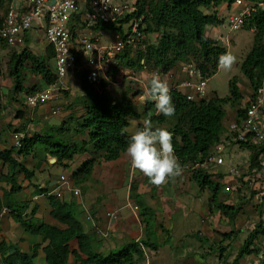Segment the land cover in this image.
<instances>
[{"label": "trees", "instance_id": "16d2710c", "mask_svg": "<svg viewBox=\"0 0 264 264\" xmlns=\"http://www.w3.org/2000/svg\"><path fill=\"white\" fill-rule=\"evenodd\" d=\"M8 1L0 0V23L7 15ZM225 2L232 4L234 0H137L138 13L134 18L145 17L144 23L147 27L145 33L158 34L162 32V37L157 44L150 45L145 53L127 47L119 55L116 69L121 71L130 69L139 72L142 70L141 60H145L152 70H162L166 73L180 63L194 59L198 61L208 76L212 77L218 69V57L226 50L219 47L214 40L207 38L205 33L208 29L216 28L224 23V20L220 19L213 10ZM203 10L210 13L206 14ZM251 28L256 30L254 42L251 51L241 64V72L249 81L251 91L255 93L264 82V13L250 21V25L246 29ZM101 29L109 32H122V28L108 25ZM9 48L14 49L8 62V74L14 84L13 89L8 90V95L14 91V101L20 102L17 97L23 93L31 94L42 91L44 86L53 85L58 81L55 68L52 67V64L55 65L52 49L48 48L45 54L47 58L42 59L35 56L28 47L17 50L9 47L0 39V51ZM52 60L53 62H51ZM27 73H30L31 76H39L44 86L38 84L28 86L25 78ZM84 85H87L85 81ZM87 87L88 97L83 102V116L74 121V126H72V122L65 120L56 129L62 138L59 136L55 140L48 135L45 137L37 134L32 137L27 135L22 139L21 149L0 151V161L9 168L8 175L2 177V181L11 185V190L5 193L2 201L0 200V209L6 206L10 209L12 218L27 233L43 237L44 243L47 244L43 248L44 264H70L72 258V264H140L145 262L146 257L140 243L150 252H156L159 249L156 240L151 237L152 226L148 222L149 219L145 218L148 216L146 211L140 214L145 239L130 241L117 249V252L111 250L108 254L103 255L93 247L92 241L99 242L97 235L88 233L82 223L75 218V204L61 202L56 197L47 195L51 208L50 215L65 226L62 229L37 219L35 217L38 212L37 207L32 210L30 218L26 219L24 214L28 205L15 200L16 194L22 190L17 183V176L24 174L28 180L34 176L33 172L19 163V159L23 160L32 156L38 145L44 146L48 154L57 158L59 164L71 162L78 155L90 154L91 158L73 176L76 179L75 184L80 185L91 176L99 159L105 162H114L126 153L131 136L127 131L130 127V119L142 120L143 123L149 114H151L155 126H167L174 133L175 154L179 157L183 169L186 166L190 167L185 170L186 177L197 184L201 191L209 189L211 192L210 205L230 220V223L238 224V221L240 222L241 204L229 206L220 202L219 196L223 192L221 184L216 183L213 180L214 175L205 169L216 146L223 141L225 134L223 122L227 115L226 106L235 107L242 104L244 97L240 92L237 78L230 81V95L226 98L212 96L210 100L188 102L181 93L172 92L176 112L171 118L156 114L155 105L151 101L142 106V112H140L136 102L141 94L140 91L133 94V97H130L128 92H124L116 98L107 93H95L92 88ZM3 89L0 86V97L3 96ZM237 113L238 119L244 118V109H239ZM142 123L138 124L137 129L142 126ZM17 132H20V129ZM85 133L88 141H76L75 143L68 141L69 137L76 139ZM238 145L241 149L251 151V171L260 170L262 161L259 157L264 153V147L256 148L250 143H238ZM243 177L245 178V176ZM244 178L242 179L241 175L237 182H241L245 187L247 184L244 183ZM228 187L230 190L232 189L231 186ZM242 189L243 187L238 188L237 192L241 193ZM131 190L132 197L140 208L143 203L140 200L141 196L135 193L137 187L132 186ZM45 192H47L46 189H36V193ZM149 211L153 213L152 210ZM258 228L260 229L249 234L244 245L240 248L235 264L245 256L260 254L256 248L251 249L260 236L259 234L264 236V228L261 226ZM234 234L235 232H231L224 236L231 239L229 237H233ZM73 241H77V249L72 248ZM39 249L40 247L36 245L31 249V254H28L22 253L17 245L0 247L1 253L4 257L6 256L3 264H38ZM260 264H264V257Z\"/></svg>", "mask_w": 264, "mask_h": 264}, {"label": "rangeland", "instance_id": "374dc122", "mask_svg": "<svg viewBox=\"0 0 264 264\" xmlns=\"http://www.w3.org/2000/svg\"><path fill=\"white\" fill-rule=\"evenodd\" d=\"M203 11L206 14H209V12L205 10ZM219 30V33L223 36L225 41L229 43L231 41L228 51L232 52L237 57V61L230 71L219 68L217 74L210 79L208 91L213 96L226 98L230 95V81L237 78L240 92L244 97L243 103L240 106H226L228 116L223 124L228 125L229 120L234 121L238 110L243 107V104L247 102L252 95L249 81L241 72V64L252 49L253 34L248 31H242L236 34L229 33V27L227 26L221 27ZM211 32H213V29H211ZM116 36L117 35L113 32H107L105 41L111 43L116 39ZM36 37L39 39L40 43L39 45L35 44L38 46L32 48L31 51L35 56L45 59L47 58L45 54L48 49L43 38L44 35L42 34L39 36V33L35 34V32H31L28 35V39L31 43H34ZM13 50L14 49L9 48L0 51V86L5 89L10 88L14 84L8 74V62ZM51 62H53V60ZM52 67L55 68V65L52 64ZM148 77L149 76L146 78L144 76H125V78H122V82L119 86L111 85L108 87V90L111 92L112 96L116 98L120 97L124 92L133 95V93H136L139 88L138 80H141L146 84ZM25 78L28 86L35 84L42 85V87L44 86V83L39 76H31L30 73H27ZM59 87L69 89L67 93L63 92L59 99L54 103L55 107L61 110V116L53 117L47 116L46 114H35L33 116V113L31 112L32 109L29 108V112H31L29 114L32 118L29 117L28 120L24 121L25 125L30 123V125L34 126H32L31 130L32 132H35V134L44 137L46 135L50 137L52 136L55 140L60 136L56 132V129L61 126L63 121L69 120L70 123L72 122V126H74V121L83 116V103L81 100L77 103V98H79L80 95H83L80 89L87 90L79 75H71L65 78L59 84ZM6 94L4 93L3 103L0 105V110H2L1 108L3 107V110L5 111L4 119L11 122L14 118L11 117L12 109H9V105L15 106V104L18 105L19 102L13 100L14 91L10 95ZM138 109L142 112V106L139 105ZM37 110L34 109V111L38 112ZM1 114L0 111V117ZM129 122L130 127L127 131L132 135L137 130L136 120L130 119ZM5 124L6 125H2L4 128H2L0 133L2 138L0 139V144L9 147L14 132L19 128L13 129L15 127L11 124ZM60 138L62 137L60 136ZM69 139L70 137L68 138V141L71 143L83 140L88 141L86 133L85 135H80V137L76 139ZM225 145L226 150L222 152V155L226 160L225 165L219 167L215 164L208 163L205 165V169L214 175L213 180L216 183L221 184L223 190L228 186H231L232 189L221 193L219 198L220 202L229 206L241 204L242 211L239 216L240 222L238 221V224H236V222L233 224L230 223V220L224 217L221 212L217 210L215 211L214 207H210L209 202L211 199V192L209 189L201 191L197 184L190 181L184 175L178 177L180 178L178 181H183V183L186 181L184 185L183 183H181V185L176 184L173 181V186L166 185L162 188L163 190H166L167 188L164 192V198H157L156 196L157 189L163 185L156 187L150 183L148 178H141L138 186H143L139 194L141 196L140 200L143 204L140 205L139 211L125 208L123 204L129 195L128 187L130 184V181L128 180V168H130L131 165V158L128 156L127 152L122 154V156L114 162H105L104 160L99 159L94 166L91 176L88 177L86 181L81 182L80 186L74 185L81 192V198H76L75 196L72 197L73 201L78 204L75 205L74 216L85 228L88 227L83 214L84 211L80 206L81 202H83V204L86 205V208L89 209H92L94 206H99L107 211L118 212L120 223L119 231L110 236L109 239L107 238V240L98 239V243L95 240L92 241L93 247L103 255L108 254L111 250L117 252V249L131 241V239H129V241L119 239L129 234L126 230V225L131 227L134 235L140 233L139 230H134L133 226L140 225V222H136L137 215L146 211L148 212V216L145 218L149 219L148 222L152 226L151 237L153 240H156L155 242L159 246L157 252L148 253L147 256L149 263L235 264L239 250L244 245L250 232L259 230V226L264 228V171H261L257 175H253L250 169V150L241 149L239 145ZM88 148L90 149V146ZM46 152L44 146L38 145V148L34 152L37 163L39 161L42 163L44 162L46 159ZM88 157L89 156L86 154L78 156L72 162H65L64 164H67L66 166L59 163H56V166H49L47 164L46 166L48 167H46V171L40 173L36 177V180L38 181L42 177L47 178L48 181L46 183L50 185L56 179H59L66 171H69L72 165L73 168L77 167V170L81 168L84 164V160ZM32 165L33 164H30L29 166ZM231 168L238 169L242 175V179L244 178L243 176L247 177L246 180H244V183H246L247 186L244 187L241 182H237L238 179L230 174ZM248 178L252 179L248 180ZM71 182L74 183L72 177ZM179 185L180 187H176ZM242 187V192H237V189ZM170 188L174 189L173 193ZM168 190H170L171 195L168 193ZM129 196L131 197L132 193H130ZM42 203L44 205H40V208L43 209L41 211V216L43 219L48 220L49 206L47 200L44 199ZM119 203H122V205L120 206ZM35 206L36 204L30 205V211ZM148 209L152 210L153 213ZM105 215L106 214L102 212V222L106 218ZM138 218L140 219V216ZM18 229L23 232V229ZM102 229L104 230V228ZM231 232H235L233 237H229L231 239L223 236L224 234L229 235ZM17 234L19 235L20 231ZM259 235L260 236L257 238L254 247L258 250V253H260V257H258L257 254H251L244 257L236 264H260L262 257H264V236L262 234ZM143 236L144 232L142 238ZM39 261L43 263V260ZM140 264L144 263L141 262Z\"/></svg>", "mask_w": 264, "mask_h": 264}, {"label": "built area", "instance_id": "2783aa9c", "mask_svg": "<svg viewBox=\"0 0 264 264\" xmlns=\"http://www.w3.org/2000/svg\"><path fill=\"white\" fill-rule=\"evenodd\" d=\"M8 12L0 23V39L9 47L23 48L28 44L31 32L44 35L47 49H52L55 59V71L58 81L47 86L43 91L25 95V102L31 109L41 108L55 101L61 90L58 84L70 75L84 71L88 72L91 84L99 83L100 79L116 63L117 56L126 47L147 51V42L155 39L147 35L145 17L134 18L138 13L137 0H9ZM239 12L230 13L228 22L233 32L239 30L249 17L264 11V3L254 7L245 6L243 0H236ZM228 9V5L224 6ZM241 7V8H240ZM217 9H215L216 11ZM218 16L223 13L218 9ZM122 28L115 33L116 39L108 43L103 26ZM215 39L220 37L214 36ZM38 39V38H37ZM36 42L32 43L34 46ZM143 72L148 73V67L142 63ZM132 75V71H126ZM163 77L164 74H161ZM167 76L163 78L166 79ZM170 79H169V78ZM167 82L171 91L182 92L190 102L207 100L209 79L194 65L186 64L177 78L169 74ZM166 79V80H167ZM143 88L146 84L143 83ZM145 103L144 95L140 96ZM245 108L244 118L240 122H231L228 131L233 140L240 143H250L256 148L264 147V82L249 99ZM23 134L13 136V146L22 147ZM219 148L209 158L210 163L224 165ZM264 167V163H263ZM234 175L238 171L231 170ZM61 181L66 183L65 178Z\"/></svg>", "mask_w": 264, "mask_h": 264}, {"label": "clouds", "instance_id": "9594fccd", "mask_svg": "<svg viewBox=\"0 0 264 264\" xmlns=\"http://www.w3.org/2000/svg\"><path fill=\"white\" fill-rule=\"evenodd\" d=\"M243 1L245 3V6H248V7H254V6H257L259 4L264 3V0L263 1H256V2L255 1H252V0H243ZM235 3H236V0H234V2L232 4H228V2H225L221 6H219L218 8H215L217 10L219 9L223 13V17L222 18H220L219 16L218 17L220 19L224 20V23L222 25H219L216 28H212L213 29V32H211V29H208L206 31V33H205V35H206L207 38H210V39L214 40L215 42H217V44H218L219 47L224 48L226 50L225 53H222L218 57V61H217L218 69L216 71V74L219 71V68L220 69H223V70H226V71H230L232 69V67L234 66V64L236 63V61H237V57L232 52L228 51V48L231 45V41L229 43V42H227V41L224 40L223 36L219 33L220 32L219 28L224 27V26H227V27H229V33H234V34H236L238 32H242V31H248L249 33H252L253 34V42H254V34L256 32L255 28H251V29H246V28L250 25V21H252V19L254 17L258 16L261 13H264V11H260L258 14L249 17L248 20L245 22V24L239 30H237L236 32H233L230 29V23L228 22L229 21L228 18H229V14L230 13H236V12H239L240 11V9L238 8V6L235 5ZM225 5H228L229 6L228 9L224 7ZM215 9L213 11L217 13V10L215 11ZM217 15H218V13H217ZM147 35H152L155 38V39H152V40H150V41L147 42V45H148V48H149L150 45H155V44L158 43L159 39L162 37V32H160L158 34L155 33V34H147ZM216 35H217V37H220V40L219 39L218 40L215 39L214 36H216ZM232 42H233V40H232ZM29 43H30V40L28 39L27 46H24L23 48H16L15 47V49L22 50V49H24L26 47L29 48ZM12 48H14V47H12ZM148 48H147V50H148ZM29 49L31 50V48H29ZM136 49L137 48H133V50H136ZM46 50H45V53H46ZM137 50H140V49H137ZM139 52L145 53L147 51L143 52L142 50H140ZM121 53H123V51ZM119 55L116 58L115 65L112 68L109 69V71L107 72V75L105 77L103 76L100 79L99 83H97V84H91L88 81V75L89 74H88L87 71H84V72L79 73V74H76V75H79L80 79L83 80V84H84V81L86 82L87 85L86 86L84 85L86 89L88 88L87 86H89L90 88H92L94 90L95 93H98V94H103V93L106 94L107 93V94H110L111 96H112V94L108 90V87H110L111 85H117V86H119L121 84V82H122V78H125V76L126 77L127 76H141V77L144 76L145 78L147 76H149L147 78V82H146V87L145 88H143V86H144L143 83L144 82L141 81V80H138V82H139V88H138L137 92H139V91L141 92L140 96L144 95L145 103H142L141 100H140V96H138V98L136 99L137 105L139 104L140 106H144V105L147 104L148 101H151L155 105L156 114H161V115H163L166 118H171V117H173L175 115L176 107H175V104L173 102L171 93L172 92H178L176 90L175 91H171L170 86H169V84L167 82L170 79L168 77V75L170 73L173 74V77L177 78L179 76L180 71L182 70V68L185 67L186 64H191V65L196 66L203 73V76L205 78L209 79L208 84L210 82V79L213 76L216 75L215 74L212 77L211 76H208V74L204 71V69L202 67H200V64L198 63V61H196L194 59H190L188 61H185L183 63H180L177 67H175L174 69H172L171 71H168L166 73H164L162 70H159V71L152 70L147 65V63L145 62V60H141V65L144 62L145 66L148 67V70H149L148 73L141 74L143 72V66H142V70L139 71V72H134V71H132V70L129 69L130 71H132V75H131V74H127L126 71H129L128 69L125 70V71H121L120 69L119 70L116 69L117 66H118V61H119L118 58H119ZM161 74H164V76H167L169 79H167V77H166V79H167L166 80L165 78H163L164 76L163 77L161 76ZM206 74H207V76H206ZM45 88H47V87L44 86V89ZM5 90H7V89H5ZM68 90L69 89H63V88H61V90L57 93V95L55 97V101H57L59 99V97L61 96V94H63V92L67 93ZM81 91H82V94L83 95L82 96L80 95V97L77 98V103H79L80 100L83 103L85 101V99L88 97L87 96L88 93L86 92L87 90L81 89ZM178 93H181L183 95L182 92H178ZM133 94H135V93H133ZM253 94L254 93L252 92V95L251 96H253ZM21 95H24V98H25V95H29V94L23 93ZM212 96L213 95L210 94V96H209V98L207 100H210L212 98ZM130 97H133V95H130ZM243 100H244V98H243ZM24 101H25V99H24ZM55 101H53V102L49 103L48 105H46V106H48V108H50L49 112L46 113L47 116L56 117V116H61L62 115L61 110L59 108L55 107V105H54ZM203 101H205V100H203ZM188 102H190V101H188ZM196 102H201V101H196ZM248 102H249V100L247 102H245L243 104V107H241L240 109H244V111H245V108L249 105ZM242 103H243V101H242ZM113 104L115 105V103H113ZM139 105H138V107H139ZM46 106H43V107H46ZM32 110H34V109H32ZM227 116H228V112H227L226 118H227ZM226 118H225V120H226ZM240 120L241 119H238V113H237L236 116H235L234 121L229 120V124L231 122H235V121L236 122H240ZM139 123H142V120H139V121L136 120L137 127H138V124ZM229 124L228 125L227 124H223V126L225 128V134L223 136V141H222V143L220 145H218L215 148V151H214V153H215V152L218 151L219 148H222V151L219 154L223 158H224V156L222 155V152L226 150V145L225 144H227V145H231V144L238 145V143H240V142H236V141H234L232 139L233 138V135H231L229 133V131H228ZM16 133H19V132H16ZM16 133H14V134H16ZM173 136H174V133L172 131H170L167 127L155 126L153 124V122H152L151 114H149L143 120L142 126L139 127L134 132V134H132L130 136L129 141H128V145H127V149H126V152H127L128 156L131 158V165H130V168H128V172H129V174H128V180L130 181V184H129V187H128L129 188V195H130V193H132V190H131V187L132 186H136L137 187V190H136L135 193H137L139 195V192H138V189H139L138 183H139V180H140V176L138 175L139 174L138 171L142 173V174H140L141 175V178H148L149 181H150V183L152 185H154L156 187H159V186L163 185V186H161L158 189H162L166 185L173 186V181L176 184H180V185H181V183H183V181H178L180 179L178 177L180 175H184L186 177L185 170H188L190 167L186 166L185 169H183L179 157L175 154V147H174V143H173ZM227 138H228V140H227ZM12 139H13V137H12ZM10 149L19 150V149L14 148V146H12ZM48 155L51 157V159H50L52 161L51 162V165L52 166H56V163H58L57 162V158L51 156V154H48ZM86 155H88L89 157L84 160V163L91 158L90 154H86ZM78 156H83V154L82 155H78ZM78 156H76V157H78ZM75 158H74V160H75ZM259 158H260V161H262L261 162V169L260 170H257L256 169V170L252 171L253 175H255V174L257 175L261 171H264V167H263V163H264V153L260 154V157ZM19 160H21V159H19ZM224 160H225V158H224ZM225 162H226V160H225ZM81 163H83V162H81ZM208 163H210L209 162V159H208ZM210 164H215V163H210ZM64 165L66 166L67 164H64ZM215 165L221 167V166H224L225 163H224V165H217V164H215ZM78 170H77V167L76 168H73V165H72L70 167L69 171H66L58 179V181L56 182L55 189H54L55 191H58L59 193H62V195L65 192L71 193V200H69L68 202L73 203L75 205H78V204H77V202L75 203V201H73L72 197L75 196L76 198H81L80 197L81 196L80 190L74 186V185H76L75 184V180L76 179H74V177H73L74 174ZM231 170L238 171L239 172V175H237V176L234 175L233 173H231V171H230V174L231 175H234L237 179H240V176H241L240 171L238 169H234V168H231ZM30 172H33L34 173V171H30ZM62 177L65 178L66 183H63L61 181V178ZM71 177L74 180V183L71 182ZM246 178L247 177H245L244 180H246ZM250 179H252V178H248V180H250ZM180 185L179 186H176V187H180ZM47 186H49V185H46V186L37 185V186H35V191H34V193L31 196V197H33L32 198V201L22 202V203H25V204L28 205V209H26V212L24 214V217L26 219L30 218L31 213H32V210L35 207H37L38 208V212H37V214L35 216L37 219L43 220L46 224H49V225H51V224L48 223V220H51L52 222H54L56 224V225H51V226H57L59 228L64 229L65 228L64 225H62L61 223H59L58 221H56L55 219H53L51 217V215H50L51 208H50L49 203H48V200H47V195L48 196H54L58 200H60L61 202H67V201L61 200L60 194L59 193H56V192L50 191ZM77 186H80V185H77ZM37 188L40 189V190H42V189L45 190L46 189L47 192L42 193V194L36 193V189ZM170 189H171V191L173 193L174 192V189L173 188H170ZM229 190H230L229 187H227L225 190H223L222 193H224L225 191H229ZM175 191H176V189H175ZM129 195L127 196L126 201L124 202L123 206L125 208H129V209H131L133 211H139L140 208H139L138 204L136 203V200L133 199L132 196L130 197ZM132 195H133V193H132ZM156 196H157V194H156ZM44 199L47 200V203H48V206H49L48 207V210H49V212H48L49 213L48 220L43 219L42 216L41 217H38V213H41V211L43 210L42 208H40V205H44L42 203V201ZM33 204H36V206L30 211V208L29 207H30V205H33ZM119 205L121 206L122 203H120ZM80 206L82 207V210L84 211L83 214L85 216L86 223L87 224L90 223L92 225V227H93L92 231H94V234L97 235V237L99 236L100 239H104V240H107V238L109 239V237L111 236V226L119 223L118 212L117 211H109V212H107V214H106V220L108 222L109 228L106 229V230L105 229L103 230L102 229V226L99 225V223H102V222H100V221L97 222V220H99V218H100V217H98L97 212H95L93 210V208L92 209L86 208V205L83 204V202H81ZM210 207L213 208L211 205H210ZM215 211H216V209H215ZM10 212L11 211H10L9 208H7L6 206H3L0 209V221H1L2 215L4 213H9L10 214ZM137 216L139 217L140 215H137ZM138 220H139V222H140V224L142 226V235H143L144 227H143V224L141 223V217ZM86 229L87 228H85V230ZM86 231L88 232V229ZM224 235H227V234H224ZM39 237H41V236H39ZM141 239H145V233H144L143 238L141 236V238H139L138 240H135V241H140ZM255 243H254V245H255ZM44 244H45V246L47 245L46 243H44ZM10 245H12V244H10ZM140 245H141V248L143 249V252H144V254L146 256L145 257L144 264H151V263H149V260H148V256L147 255H148V253L150 254V253H153L154 251L150 252L141 243H140ZM254 245H253V247L251 249L255 248ZM34 246H36V245H34ZM37 246L40 247V249H39L38 252L40 253V251H41L42 256H43L40 259V254H39V256L37 258V261H38L37 263L38 264H44L43 248L45 246L43 244H37ZM71 246H72L73 249H77V241H73ZM22 253H28V252H22ZM28 254H31V251ZM258 257H260V254L258 255ZM39 260H43V263H41ZM72 262H73V258L70 260V264H72Z\"/></svg>", "mask_w": 264, "mask_h": 264}, {"label": "crops", "instance_id": "0c3cea01", "mask_svg": "<svg viewBox=\"0 0 264 264\" xmlns=\"http://www.w3.org/2000/svg\"><path fill=\"white\" fill-rule=\"evenodd\" d=\"M34 42H36L35 44H38V45L40 43L39 39H37V37L35 38ZM38 45L33 46L32 43L30 42L29 43V48H31V49L32 48H36ZM12 87L13 86H11L8 89H12ZM8 89H7V92H6L7 94L5 93L6 95H8ZM3 96H4V93H3ZM3 96L0 97V105L3 103ZM17 100L20 101L18 103V105L17 104H15V106L14 105H9V109H12V112H11L12 116L11 117L14 118L13 121L8 122L7 119H4L5 118V111L3 110V107L1 108L2 110H0V111H1L2 114H1V117H0V133L2 131V128H4L2 125H6L5 123H7V124H11L12 126H14L15 128H13V129H18L19 128L20 129L19 133L23 134V136H27L28 135V136L32 137L35 134V132H32V130H31L33 125H30V123L27 124V125L24 124V121L28 120V118L30 117L29 113L32 112L33 116L35 114L36 115L37 114L44 115V114L48 113L50 109H48V106H46V107L37 108L38 110L35 109L38 112H36L34 110L29 112V107L26 105V103L24 101V95H19ZM15 102H17V101H15ZM30 118H32V117H30ZM38 131H39V128H38ZM16 132H14V133H16ZM0 139H2L1 136H0ZM11 141L12 142H11V145L9 147H6L5 145L0 144V151L9 150L14 144L13 139ZM49 159H51V157L48 155V153H46V159L44 160L43 163L40 162V161L37 163L34 154L32 156L26 158V159L19 160V163H21L22 165L27 167L28 170L34 171V177L31 180H27L26 177L24 176V174H19L17 176V183H18V185L21 186V189H22L21 192L16 194L15 200L17 202L22 203V202H26V201H28V202L32 201L33 197H31V196H32V194L35 191V186H37V185H42V186L48 185L46 183L48 181L47 178H43L42 177V178H40L37 181L36 177L40 173H43V172L46 171V167H48V166H46L47 164L51 166V162L52 161L49 160ZM30 164H33V165L29 166ZM8 173H9L8 166L4 165L0 161V200L1 201L3 200V197H4L5 193L9 192L11 190V185L9 183L5 182V181H2V177L7 176ZM138 173H139L138 175L140 176V179H141V175L140 174H142V173L139 172V171H138ZM57 181H58V179H56L52 184L47 186L50 191L59 193L58 191L54 190ZM185 182L183 183V185L185 184ZM142 187L143 186L141 185V187H139V189H138L139 194H140V191H141ZM166 190H167V188H166ZM166 190L157 189V198H164L165 197V193L164 192ZM168 193L171 195L170 190H168ZM59 194H60L61 200H64V201H67V202L69 200H71V193L65 192L63 195H62V193H59ZM166 209H167V207H166ZM93 210L95 212H97L98 217H100L99 218L100 220H97V222L98 221L102 222L101 221L102 220V218H101L102 217V212H104V214H107V212H109V211H107L104 208L99 207V206H97V207L94 206ZM38 217H41V213H38ZM105 217H106V215H105ZM138 219L139 218L137 217V221H136L137 223H139ZM106 222H107V220L105 218L102 223H99V225L102 226V228H104L105 230L109 228L108 222L107 223ZM48 223H50L51 225H56L51 220H48ZM119 224L120 223H117V224L111 226V236L114 233H117L119 231V229H120V225ZM125 227H126V230H127V232L129 234L126 235V236H123V237H121L119 239H121L123 241L124 240H128L129 241V239H131V241H133L135 239V237H136L135 240H138L140 238V236H142V226H141V224L139 226L138 225H134L133 226L134 230H139L140 233L138 235H134L132 233L131 227H128L127 225ZM18 228L23 229L18 223H16V221H14V219L11 217V215L9 213H4L2 215V219L0 221V247L3 246V245L10 246V244H13V245H17L21 249L22 252H28L29 253L34 245L43 244L45 246L44 240H43L42 237H39V236H36V235H30L29 233L25 232L24 229H23V232H22ZM87 229H88V232L90 234H94V231H92L93 227H92V225L90 223H88ZM19 231H20V234L18 235L17 233ZM98 238H99V236H98ZM125 244H127V243H125ZM39 254H40V259H41L43 257L41 251H40ZM5 257L0 251V264H3V261H4Z\"/></svg>", "mask_w": 264, "mask_h": 264}, {"label": "water", "instance_id": "95a60500", "mask_svg": "<svg viewBox=\"0 0 264 264\" xmlns=\"http://www.w3.org/2000/svg\"><path fill=\"white\" fill-rule=\"evenodd\" d=\"M3 91H4V93H6V92H7V90H5V89H4Z\"/></svg>", "mask_w": 264, "mask_h": 264}]
</instances>
